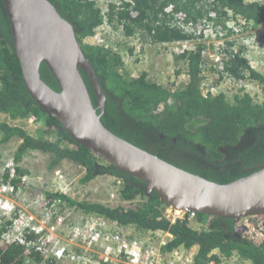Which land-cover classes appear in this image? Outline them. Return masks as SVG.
<instances>
[{"label": "trees", "instance_id": "1", "mask_svg": "<svg viewBox=\"0 0 264 264\" xmlns=\"http://www.w3.org/2000/svg\"><path fill=\"white\" fill-rule=\"evenodd\" d=\"M48 1L72 25L83 55L103 89L105 106L100 120L110 132L177 168L220 185L264 169V100L255 104L248 94H242L230 103L224 94H202L203 48L181 53L188 70L186 84L181 90L164 87L145 73L127 81L120 74L123 64L117 56L85 42L96 35L103 23L96 2ZM113 1L120 5L108 4L106 21L121 26L126 37L144 34L153 45L191 40L194 36L188 29L203 31L209 25L229 36L233 33L229 21L243 20L254 27L264 24V5L247 0H133V4L125 0ZM239 53L229 50L220 65L234 78H243L246 71L248 78L257 82L264 93V75L252 70ZM80 72L96 108L91 82L84 71ZM40 77L58 91L44 64L40 66ZM0 114L7 115L11 121L32 116L38 120L40 133L37 136L28 134L23 126L0 122L1 143L13 138L21 140L13 157L16 164L28 152L47 154L52 158L50 169L68 161L84 171L82 184L99 176L120 179L123 188L119 200L123 203L139 200L133 208L122 205L111 208L97 203H75L65 198L70 206L102 216L121 227L168 232L172 239L167 250L197 247L196 264H203L214 251L226 257L236 254L252 264H264V214L247 217L243 224H240L242 219L233 221L197 214L196 223L202 228L199 230L193 229L186 220L171 224L162 217L164 203L153 192L147 195L143 183L112 166L101 164L102 160L75 143L56 119L41 111L23 82L1 0ZM174 152L186 162L170 157L169 153ZM16 172L22 175L20 169ZM13 184L18 186L19 182ZM25 256L39 260L38 254L27 253L23 245H8L0 240V264H24Z\"/></svg>", "mask_w": 264, "mask_h": 264}, {"label": "water", "instance_id": "2", "mask_svg": "<svg viewBox=\"0 0 264 264\" xmlns=\"http://www.w3.org/2000/svg\"><path fill=\"white\" fill-rule=\"evenodd\" d=\"M28 94L77 144L107 165L144 184L165 206L237 221L264 214V169L228 184H216L177 168L110 132L100 120L105 97L85 59L72 25L48 0H1ZM44 64L58 91L40 77ZM97 97L93 107L80 71Z\"/></svg>", "mask_w": 264, "mask_h": 264}, {"label": "rangeland", "instance_id": "3", "mask_svg": "<svg viewBox=\"0 0 264 264\" xmlns=\"http://www.w3.org/2000/svg\"><path fill=\"white\" fill-rule=\"evenodd\" d=\"M94 1L101 11L103 23L96 35L86 39L85 42L105 48L117 56L123 64L120 74L125 80L129 81L145 73L164 87L181 90L185 86L188 70L184 58L180 56L183 51L180 43L153 45L142 33L126 37L121 26L115 22L106 21V10L110 0ZM247 1L264 5V0ZM228 25L233 31L229 36L212 25L206 26L203 31L188 29V33L194 36L193 40H190L193 46L203 48V79L200 83V91L204 95L224 94L230 103H233L235 97L248 94L255 104H260L264 100L263 89L257 82L248 78L246 71L243 72V78H234L225 72L224 67L220 65L221 61L219 64L216 63V67L214 62L216 58L221 59L225 54L227 55L229 50L233 53L240 52V57L248 62L252 70L264 75V24L254 27L251 22L238 20L236 23L229 21ZM229 45H231L230 49ZM0 122L23 126L25 131L33 136L40 133L35 116L26 120L11 121L7 115L0 114ZM19 144L18 138L11 139L7 144L0 142V173L6 161L13 162L11 158L14 157ZM51 159V156L47 154L28 152L18 164L14 161V165L22 171L21 176H24L29 183L28 186L27 183L21 185V187H27L26 192L29 197L38 193L50 194V197L63 194L64 198L71 202L97 203L111 208L119 205L133 208L138 204L139 200L123 203L117 197L112 198L111 188L114 185V178L99 176L82 184L80 181L84 171L80 167L71 162L62 161L55 168L50 169ZM103 163L106 164L102 161L101 164ZM243 222L244 220H241L240 224ZM191 227L195 230L202 229L196 223L191 224Z\"/></svg>", "mask_w": 264, "mask_h": 264}, {"label": "built area", "instance_id": "4", "mask_svg": "<svg viewBox=\"0 0 264 264\" xmlns=\"http://www.w3.org/2000/svg\"><path fill=\"white\" fill-rule=\"evenodd\" d=\"M110 2L120 5L117 1ZM125 2L133 4V0ZM180 45L183 51L196 49L190 40L180 42ZM223 59L216 58L214 67ZM16 169L17 165L8 160L0 173V240L8 245H23L27 253L39 255L37 261L25 256L24 263L196 264L197 247L167 250L172 239L168 232L138 231L134 226H118L102 216L70 206L63 194L52 198L50 194L38 193L29 197L27 187H21L23 183L27 186L29 183L24 176L17 175ZM14 181L19 182L18 186L13 184ZM122 188V180L114 179L112 198H119ZM196 216L193 212L167 206L162 210V217L171 224L186 220L191 225L196 223ZM203 264L252 263L236 254L226 257L214 251Z\"/></svg>", "mask_w": 264, "mask_h": 264}, {"label": "flooded vegetation", "instance_id": "5", "mask_svg": "<svg viewBox=\"0 0 264 264\" xmlns=\"http://www.w3.org/2000/svg\"><path fill=\"white\" fill-rule=\"evenodd\" d=\"M99 84V83H98ZM99 87H100V89H101V91H102V93L104 94V92H103V89H102V87L99 85ZM92 91H93V93H94V96H95V100H96V105H97V102H98V100H97V97H96V94H95V92H94V88H93V86H92ZM104 97H105V95H104ZM104 106H105V104H104ZM103 112H104V110H103ZM103 114V113H102ZM156 142L154 141V144H155ZM151 145H154V144H152V143H150ZM169 155H170V157H172V158H177V159H179V160H181L182 158L181 157H178L177 155H178V153H169ZM182 161H184V162H186V160L185 159H182ZM171 162H173V161H171ZM236 164H238L237 162H236ZM172 165V164H171Z\"/></svg>", "mask_w": 264, "mask_h": 264}, {"label": "crops", "instance_id": "6", "mask_svg": "<svg viewBox=\"0 0 264 264\" xmlns=\"http://www.w3.org/2000/svg\"><path fill=\"white\" fill-rule=\"evenodd\" d=\"M9 142H10V141H9ZM19 142L21 143V140H19ZM7 143H8V142H7ZM7 143H6V144H7ZM19 145H20V144H19Z\"/></svg>", "mask_w": 264, "mask_h": 264}, {"label": "clouds", "instance_id": "7", "mask_svg": "<svg viewBox=\"0 0 264 264\" xmlns=\"http://www.w3.org/2000/svg\"><path fill=\"white\" fill-rule=\"evenodd\" d=\"M240 220V219H239ZM242 220H245V218H242Z\"/></svg>", "mask_w": 264, "mask_h": 264}]
</instances>
